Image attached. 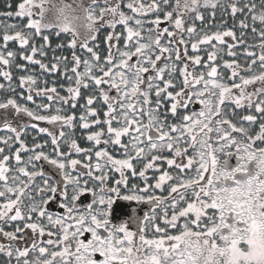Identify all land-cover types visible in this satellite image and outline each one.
Segmentation results:
<instances>
[{"label": "snow or ice", "instance_id": "snow-or-ice-1", "mask_svg": "<svg viewBox=\"0 0 264 264\" xmlns=\"http://www.w3.org/2000/svg\"><path fill=\"white\" fill-rule=\"evenodd\" d=\"M0 8V264H264V0Z\"/></svg>", "mask_w": 264, "mask_h": 264}, {"label": "flooded vegetation", "instance_id": "flooded-vegetation-1", "mask_svg": "<svg viewBox=\"0 0 264 264\" xmlns=\"http://www.w3.org/2000/svg\"><path fill=\"white\" fill-rule=\"evenodd\" d=\"M62 94H66V93H62ZM81 103H83V101H81ZM191 108L198 111L199 105L193 104L191 106ZM34 134L35 133H33V135ZM79 135H81V133L78 131L77 136H79ZM81 145L83 147L89 146L86 142H81ZM73 158H80V157H73ZM73 174L75 175V173H73ZM149 175H151V172L149 173ZM118 178H119V174L117 173V174H115V176L112 179V182L108 186L109 187L114 186L115 180ZM131 183L141 184V186H142V182L136 180L135 178H130V184ZM92 186L93 185L90 183L89 187L91 188ZM69 191L71 192V189H69ZM127 194H129V192L127 189L123 188V186H121V191L119 193V196H117L116 193H111V195L113 197V203H112L111 209L109 211H110V219H112L114 223H118V222H120V220L125 219L133 208H139L141 212L147 209V205H138L137 202H135V201L123 200L122 197L124 195H127ZM91 200H92L91 193H86L83 196H81L80 200L78 201V205L90 203ZM49 210L54 211V212H59V213L63 212V209L59 208L58 202L52 203ZM82 238L88 239V238H90V234L85 233ZM0 242H2V241H0Z\"/></svg>", "mask_w": 264, "mask_h": 264}, {"label": "trees", "instance_id": "trees-1", "mask_svg": "<svg viewBox=\"0 0 264 264\" xmlns=\"http://www.w3.org/2000/svg\"><path fill=\"white\" fill-rule=\"evenodd\" d=\"M17 2H19V0H17ZM4 3V0H0V4H3ZM3 10V8H0V11H2ZM207 23H212V21H208ZM215 23L217 24V25H220L221 24V21L219 20V19H217L216 21H215ZM233 21L231 20V19H228L227 20V27H232V25H233ZM236 23H238V20L236 21ZM118 31H119V29H117ZM217 29L216 28H213L212 29V31H216ZM219 30H221V31H223V30H226V28H223V27H221V28H219ZM104 35H106V33H102L101 34V39H103V36ZM226 39H229L230 40V38H226ZM39 42V41H38ZM99 42V41H98ZM58 43H60V41H53V43H52V47L54 48L55 46H56V44H58ZM224 52H225V59H227V48H225L224 49ZM53 55V53L50 51L49 52V59H51V56ZM55 55H65V53H59V52H57V53H55ZM81 55H83V54H81ZM37 58H39V57H37ZM45 62H48V61H45ZM221 63H223V61H221ZM32 70H34V71H39V69H38V67L37 68H35V69H32ZM48 79L49 80H51V79H55V77H48ZM51 86V85H50ZM65 87H67V85H65Z\"/></svg>", "mask_w": 264, "mask_h": 264}, {"label": "rangeland", "instance_id": "rangeland-1", "mask_svg": "<svg viewBox=\"0 0 264 264\" xmlns=\"http://www.w3.org/2000/svg\"><path fill=\"white\" fill-rule=\"evenodd\" d=\"M79 113H77V115H78Z\"/></svg>", "mask_w": 264, "mask_h": 264}]
</instances>
